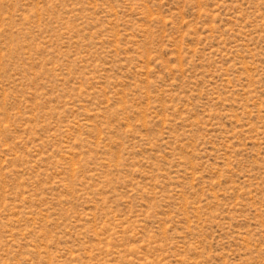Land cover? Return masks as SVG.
Wrapping results in <instances>:
<instances>
[{
    "label": "rangeland",
    "instance_id": "obj_1",
    "mask_svg": "<svg viewBox=\"0 0 264 264\" xmlns=\"http://www.w3.org/2000/svg\"><path fill=\"white\" fill-rule=\"evenodd\" d=\"M0 264H264V0H0Z\"/></svg>",
    "mask_w": 264,
    "mask_h": 264
}]
</instances>
